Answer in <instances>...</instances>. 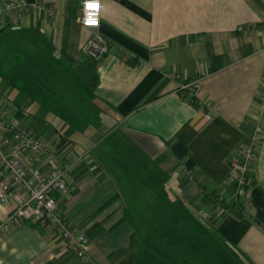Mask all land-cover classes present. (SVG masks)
Returning <instances> with one entry per match:
<instances>
[{
	"label": "crops",
	"instance_id": "1",
	"mask_svg": "<svg viewBox=\"0 0 264 264\" xmlns=\"http://www.w3.org/2000/svg\"><path fill=\"white\" fill-rule=\"evenodd\" d=\"M23 1L0 16V116L49 149L29 166L64 170L57 206L92 259L143 264L137 230L149 209L164 212L163 197L264 264L250 202L264 186V0H99L110 49L97 63L80 54L86 0ZM194 81L192 98L182 87ZM252 139L247 191L230 203L229 164ZM11 209L0 203V223ZM0 264L82 263L70 243L19 221L0 235Z\"/></svg>",
	"mask_w": 264,
	"mask_h": 264
},
{
	"label": "built area",
	"instance_id": "2",
	"mask_svg": "<svg viewBox=\"0 0 264 264\" xmlns=\"http://www.w3.org/2000/svg\"><path fill=\"white\" fill-rule=\"evenodd\" d=\"M27 2L13 1L0 5V16L10 11L27 7ZM101 3L86 0L81 5L79 24L91 31V37L82 45V59L90 63L99 62L110 49L109 41L99 32ZM117 62H121L117 60ZM192 98L200 97L198 81L182 87ZM9 136L6 146L3 142ZM49 149L29 131L7 123L0 116V170L6 180H0V203L11 205L6 219L0 223V235L10 226L24 221L42 230L52 232L70 243L77 259L82 264H97L88 252L87 238L71 226L57 206V197L67 191L64 170L55 168L44 174L38 167L29 166V160L48 153ZM257 159L254 139L240 149V156L229 164V180L232 190L227 200L235 203L247 191L248 173ZM17 186L26 198L22 199L12 189Z\"/></svg>",
	"mask_w": 264,
	"mask_h": 264
},
{
	"label": "trees",
	"instance_id": "3",
	"mask_svg": "<svg viewBox=\"0 0 264 264\" xmlns=\"http://www.w3.org/2000/svg\"><path fill=\"white\" fill-rule=\"evenodd\" d=\"M92 80L89 82V87ZM91 89V88H90ZM91 107L93 104L91 103ZM164 199V212L153 210L138 228V242L144 252L143 264H248L237 251L227 249L207 228L179 203ZM250 202L255 209L253 223L264 231V186L251 191ZM168 210L166 214L165 210ZM148 254L149 256H146Z\"/></svg>",
	"mask_w": 264,
	"mask_h": 264
},
{
	"label": "water",
	"instance_id": "4",
	"mask_svg": "<svg viewBox=\"0 0 264 264\" xmlns=\"http://www.w3.org/2000/svg\"><path fill=\"white\" fill-rule=\"evenodd\" d=\"M95 83V78H93V84Z\"/></svg>",
	"mask_w": 264,
	"mask_h": 264
},
{
	"label": "rangeland",
	"instance_id": "5",
	"mask_svg": "<svg viewBox=\"0 0 264 264\" xmlns=\"http://www.w3.org/2000/svg\"><path fill=\"white\" fill-rule=\"evenodd\" d=\"M144 256V255H143ZM146 256H149L148 254H146ZM150 264H152V263H150Z\"/></svg>",
	"mask_w": 264,
	"mask_h": 264
}]
</instances>
